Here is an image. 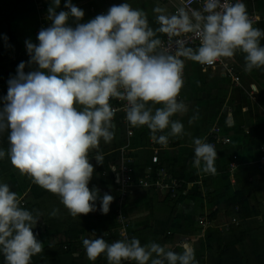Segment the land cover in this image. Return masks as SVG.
<instances>
[{
  "label": "clouds",
  "instance_id": "clouds-1",
  "mask_svg": "<svg viewBox=\"0 0 264 264\" xmlns=\"http://www.w3.org/2000/svg\"><path fill=\"white\" fill-rule=\"evenodd\" d=\"M179 2L171 14L161 6L153 9L159 24L153 29L146 13L127 0L86 23L80 22L85 13L72 0L59 12L61 0H51L50 26L41 28L38 44L25 42L30 59L18 64L0 98V133H9L11 164L57 195L73 217L107 214L114 200L89 188L94 175L90 159L102 165L100 143L115 136L112 99L126 101L123 111L131 127L146 126L151 139L167 147L170 137L187 134L175 117L188 116L189 124L198 118L189 115L190 105L179 98L185 60L214 66L242 53L245 71L264 70V30L253 26L243 0H203L202 9L190 7L194 0ZM158 33L174 43V52ZM187 34L198 39L197 47L181 38ZM251 90L258 93L260 88L252 84ZM226 124L234 126L231 114ZM192 146L193 166L215 175V146L201 138H194ZM5 155L0 149V159ZM39 220V213L21 207L17 193L0 182V255L5 264H31L43 251L33 232ZM82 243L91 261L103 255L108 264H199L192 240L176 244L179 252L157 242L142 245L135 237L109 243L97 236Z\"/></svg>",
  "mask_w": 264,
  "mask_h": 264
},
{
  "label": "crops",
  "instance_id": "crops-1",
  "mask_svg": "<svg viewBox=\"0 0 264 264\" xmlns=\"http://www.w3.org/2000/svg\"><path fill=\"white\" fill-rule=\"evenodd\" d=\"M124 2L126 0H72V3L85 13L81 23H86L97 15L106 13L111 6ZM127 2L133 8L146 13L149 26L153 29L159 27L157 13L153 11L155 7H164L170 14L174 13L175 8L174 1L127 0ZM50 3L51 0H0V68L2 66L5 68L4 80L0 84V98L6 96L7 81L16 74L18 64L22 61L27 63L30 59L25 42L31 40L38 44L39 31L50 26L51 21L47 20ZM65 3L66 0H61L58 12L67 10L64 7ZM243 3L248 14L255 12L259 17L254 27L264 30V0H243ZM157 35L161 40L166 37L163 33ZM5 36L7 40L4 39ZM261 43L264 44V40ZM243 57L244 54L237 53L234 59L216 68H203L198 62L185 60L184 85L179 98L190 105L189 115L195 114L198 118L189 124L188 116L175 117L184 123L187 134L170 137L169 141L172 144L163 149L159 156L160 166L173 177L200 183L198 187L192 189L191 194L171 201L157 192L137 189L135 194L128 198L125 209H119L117 172L122 162L123 149L127 148L126 155L135 166V179L145 175L153 153L148 149L151 133L146 126L133 127L134 135L128 137L125 127L118 123L114 130V139L110 143L103 141L100 143L99 151L104 157L102 165L97 164L94 157L90 159L94 166V175L89 188L90 190L93 187L98 188L101 195L108 193L114 197L109 212L102 214L96 211L73 217L60 198L50 192L51 196L41 201L35 210L40 214V220L33 232L43 243V248L49 243L43 234L46 218L54 219L62 229L73 227L84 230L77 244H82L85 238L94 239L97 236L103 237L106 241L113 238L120 240L122 238L119 237V223L114 220L118 216V210H121L129 225L130 238L139 239L142 245L157 242L167 244L169 248L179 252L182 250L176 248V244L183 240H192L198 262L205 258L206 251L218 255L216 251L214 252L213 243L208 239L209 228L199 229L200 221L208 220L216 210L225 211L227 203L245 185L248 195V191L252 188L257 189L264 182L262 177L264 172L260 169L261 149L264 145V70L245 71ZM30 70L27 67L25 69L26 72ZM235 76L241 78L240 82L234 80ZM252 84L260 88L258 93L252 92ZM2 107L3 100L0 99V108ZM229 114L235 120L232 127L226 124ZM194 138L204 139L215 146L218 154L215 175L193 166ZM235 157L238 158L239 167L230 171V163ZM113 168L117 171H112ZM139 168H142L143 173L142 170L138 171ZM2 182L8 183L11 190L17 193L22 206L32 202L31 191L34 182L31 177L21 175L19 170L13 167L9 179ZM197 190L201 195L196 196ZM259 196H264V192L260 191L256 197ZM54 210L56 214L52 215ZM220 220L222 216L214 223L217 225ZM208 223H212L210 219ZM210 225L213 227V224ZM57 235L54 239L56 243L66 242L62 233ZM84 251L78 249L76 253L72 252L73 257L66 259L76 261L77 264H108L105 256L101 255L95 261H91Z\"/></svg>",
  "mask_w": 264,
  "mask_h": 264
},
{
  "label": "trees",
  "instance_id": "trees-1",
  "mask_svg": "<svg viewBox=\"0 0 264 264\" xmlns=\"http://www.w3.org/2000/svg\"><path fill=\"white\" fill-rule=\"evenodd\" d=\"M4 72L5 68L2 66L0 68V84L4 80ZM8 135L9 133L7 130L0 133V149H3L6 153L4 159H0V182L4 179H9L14 167L7 155L10 148ZM114 157H116V155ZM140 170H142V168L138 169V171ZM142 173H140V175H142ZM246 187L247 185L227 203L225 211L216 210L209 217L212 222L209 224L213 225L222 214L231 218V221L233 219L238 221L237 224H232L230 230L227 233L224 232L225 234H222L217 228V225H214L215 228L213 230V236L210 237V241L213 243L212 247L220 256L219 264H244V262L247 264H264V206L256 197L260 191L264 192V182H262L257 189L252 188L248 191V195H246ZM196 193H198L196 196L201 195V192L198 190ZM31 196L32 202L29 203V205H21V207L31 211L33 215H36L37 213L35 210L37 205H39L41 201L46 200L48 196H51V193L47 190L43 191L41 186L34 183ZM254 218H260L262 220V226L256 232H247L245 230V222ZM114 221L116 222V219ZM59 233H62L65 237V243H56V241H54ZM43 234L49 243L43 248L40 254L32 257L31 264H77L76 261H69L66 257H73L72 252L76 253L78 249L84 251L83 243L77 244L80 236L84 234V230L75 229L73 227L62 229L54 219L47 220L46 218ZM116 240L119 239L113 238L109 239L107 242L112 243ZM237 248L241 251H237ZM0 264H5L4 257H0Z\"/></svg>",
  "mask_w": 264,
  "mask_h": 264
},
{
  "label": "built area",
  "instance_id": "built-area-1",
  "mask_svg": "<svg viewBox=\"0 0 264 264\" xmlns=\"http://www.w3.org/2000/svg\"><path fill=\"white\" fill-rule=\"evenodd\" d=\"M167 2H175V8L174 12L176 11V8L180 6L179 0H163ZM257 1V0H253ZM193 9H202L203 7V0H194V2L190 5ZM249 18L251 19L253 26L256 24L259 20V17L255 12L248 14ZM186 41V44L191 47H197L199 44L198 39L194 36V34H187L184 37H181ZM175 38H173L174 40ZM164 43V46L169 50L174 52L175 51V45L172 41L169 40L168 36L162 40ZM224 65L219 62L216 63L214 66H207L202 65L203 68H216L217 66ZM184 76H185V67H184ZM240 77L235 76L234 80L238 83L240 82ZM113 108L116 109V116L114 118V123L117 127L118 123H121L128 134V137H133L134 130L133 127L129 125L127 120L125 119V112L123 111L126 101H121L119 99H112L110 101ZM115 127V129H116ZM114 129V130H115ZM225 142H229V140H225ZM172 144L171 141H169L168 146ZM167 146V147H168ZM163 147L160 144L153 141L151 138H149L148 141V149L152 151L153 155L151 157V164L146 168L145 175L142 178L135 179V166L132 165V161L127 157L125 150L122 151V162L120 164V167L117 172L119 186V198L117 200V206L119 209H122L126 207L128 198L132 195H134L135 191L138 190H146V191H154L158 194L164 195L167 199H170L171 201L179 200L180 198L187 197L191 191H193V188H196L199 186L198 182H189L187 179H177L170 175L165 168L160 166V152L167 148ZM261 170L264 172V145L261 149ZM239 167L238 164V158L235 157L232 163H230V171H234ZM264 178V174L262 175ZM125 209V208H124ZM116 221L119 223V237L122 239L128 238L130 239V234L128 233V222L126 217L121 213V210H118V216L116 218ZM238 221L236 219H233L228 224H226V227H229L232 224H237ZM225 227V228H226Z\"/></svg>",
  "mask_w": 264,
  "mask_h": 264
},
{
  "label": "rangeland",
  "instance_id": "rangeland-1",
  "mask_svg": "<svg viewBox=\"0 0 264 264\" xmlns=\"http://www.w3.org/2000/svg\"><path fill=\"white\" fill-rule=\"evenodd\" d=\"M257 184H258V182H257ZM258 200L264 206V196H259ZM221 216H222V220L218 221L217 228L222 232V234H225L224 232L227 233L230 230V227L232 226L231 225L229 227V229H228V227H226V224H228L231 221V218L226 217L225 214H222ZM261 221L262 220L260 218H254V219H251L249 221H246L245 222V230L247 232H256L262 226ZM200 223L201 224L198 225L200 227L199 229L207 230V228H209L210 231H208V236H209L208 239H210V237L213 236V230L215 228L214 225H216V224L214 223L213 227H211L207 220H205V221L201 220ZM240 223H241V221H240ZM211 248L212 247H210V249ZM215 251L216 250L214 249V252ZM237 251H241V250L239 248H237ZM202 262H204V264H219L220 258H219V255L213 254V252H207L206 251L205 258L203 260L199 261V264H203ZM244 264H247V263L244 262Z\"/></svg>",
  "mask_w": 264,
  "mask_h": 264
}]
</instances>
